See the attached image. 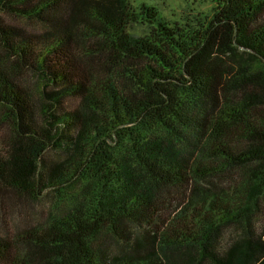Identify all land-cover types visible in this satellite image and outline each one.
I'll return each mask as SVG.
<instances>
[{
    "label": "trees",
    "instance_id": "trees-1",
    "mask_svg": "<svg viewBox=\"0 0 264 264\" xmlns=\"http://www.w3.org/2000/svg\"><path fill=\"white\" fill-rule=\"evenodd\" d=\"M211 2L0 0V210L51 202L0 264H264V0Z\"/></svg>",
    "mask_w": 264,
    "mask_h": 264
},
{
    "label": "rangeland",
    "instance_id": "rangeland-1",
    "mask_svg": "<svg viewBox=\"0 0 264 264\" xmlns=\"http://www.w3.org/2000/svg\"><path fill=\"white\" fill-rule=\"evenodd\" d=\"M134 6L145 4L154 7L159 11L160 15L173 21L188 22L199 21L204 17H210L213 13L215 5L211 0H131ZM3 21L14 28L22 31L24 35L40 34L43 28L37 22L25 21L24 19L3 16ZM149 32L146 26L134 25L130 29V33L136 36H145ZM48 91L52 89L48 88ZM77 101L72 99L64 100L60 110L73 111L77 106ZM7 125L0 124V141L8 135ZM58 154L48 153V158H55ZM48 162L51 159H46ZM80 190V189H78ZM72 196H75L76 190L71 191ZM74 198V197H73ZM51 202L47 197L41 198L39 202H32L30 199H18L13 194H8L2 202V210H0V234H15L16 230L27 229L40 218L38 215L40 210L46 213L50 211ZM264 211V208H263ZM256 231L259 227L264 226V213L258 214L256 219ZM119 248L114 247L111 251L112 255H116Z\"/></svg>",
    "mask_w": 264,
    "mask_h": 264
}]
</instances>
